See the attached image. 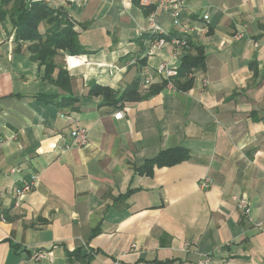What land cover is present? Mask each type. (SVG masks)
I'll use <instances>...</instances> for the list:
<instances>
[{
  "label": "crops",
  "instance_id": "1",
  "mask_svg": "<svg viewBox=\"0 0 264 264\" xmlns=\"http://www.w3.org/2000/svg\"><path fill=\"white\" fill-rule=\"evenodd\" d=\"M45 1L67 9L88 53L78 68L68 67L64 53L56 57L79 100L75 111L60 108L67 93L43 80L29 44L0 24V264L264 260V0H185L176 25L159 12L155 21L191 44L149 57L157 35L149 30L151 9L138 1ZM196 46L207 62L190 75L193 87L151 95L163 80L145 86L144 70L165 61L179 68ZM135 80L144 96L138 102L89 96L92 83L121 96ZM75 120L89 133L86 147L72 145ZM176 147L191 159L152 176L137 171ZM13 168L20 171L10 174ZM33 176L35 189L16 207L15 190ZM206 178L213 184L202 189ZM234 196L249 198L251 222ZM34 251L48 258L33 261Z\"/></svg>",
  "mask_w": 264,
  "mask_h": 264
},
{
  "label": "trees",
  "instance_id": "2",
  "mask_svg": "<svg viewBox=\"0 0 264 264\" xmlns=\"http://www.w3.org/2000/svg\"><path fill=\"white\" fill-rule=\"evenodd\" d=\"M152 11L153 8L149 14ZM0 24L11 26L14 39L18 44H29L28 51L31 59L38 62L40 68L44 69L43 80L67 93L61 98L58 106L60 108L70 107L72 111H75L74 105L79 100L72 95L71 76L67 69L56 63L55 59L61 53L66 56H81L87 54L88 51L81 44L76 25L71 20L67 9L54 7L45 0H0ZM42 27L45 29L44 32L41 31ZM188 43L191 44L190 41ZM194 50L195 54L189 53L182 58L178 68V76L174 84L180 91L190 90L194 85V79L190 75L206 68L207 56L204 47L196 46ZM56 71L58 73L55 76ZM165 87L166 82L163 81L162 85L155 86L150 93L151 95L159 93ZM139 91L140 80L133 81L121 96L109 87L92 83L89 96H102L113 104L138 102L144 98ZM53 100H55L53 97L45 99L47 102ZM255 115V112L251 113V117L257 120ZM190 159L191 153L188 149L176 147L164 150L155 158L147 160L137 171L141 175L152 176L156 168L173 167ZM73 254L79 256L78 251Z\"/></svg>",
  "mask_w": 264,
  "mask_h": 264
},
{
  "label": "built area",
  "instance_id": "3",
  "mask_svg": "<svg viewBox=\"0 0 264 264\" xmlns=\"http://www.w3.org/2000/svg\"><path fill=\"white\" fill-rule=\"evenodd\" d=\"M138 1L139 5L144 8H153V11L149 16V30L150 32L157 35V37L152 41L150 46L146 50V57L154 56L158 52L164 50L167 46H172L179 51H184L189 48V43L186 38L173 36L164 29L163 26L159 25L155 18L159 12H165L169 14L175 22V25L178 24V18L185 8L186 2L185 0H133ZM204 19H207V16H204ZM235 38L240 40L243 38V34H236ZM177 56V55H176ZM66 62L69 68H78L86 64L85 59L82 56H66ZM178 76V67L174 65L172 61H165L159 64L155 71H150L149 69L144 70V84L145 86L152 85L156 78H161L164 82H166L167 89L175 90L176 86L174 84L175 78ZM206 85L208 81L205 82ZM116 119L121 120L124 118L123 112H118L115 115ZM72 137V145L74 147L83 148L89 144V133L88 131L81 126L78 121H74V125L71 132ZM2 143L0 142V146ZM19 168H13L9 171L10 174H14L19 172ZM1 172V170H0ZM38 177L33 176V178L25 183L22 187L15 190V206L20 207L23 201V198L26 194L32 192L37 184ZM213 181L211 178H206L201 182L202 189H209ZM2 193L0 192V196ZM233 201L236 203L237 208L240 214L245 217L250 222L252 221V207L250 200L247 196H234ZM190 249V245L186 244L185 251L188 252ZM48 258V254L43 251H34L31 255V260L40 261L42 259ZM198 264H213L212 258L209 256H204ZM259 264H264V260H261Z\"/></svg>",
  "mask_w": 264,
  "mask_h": 264
},
{
  "label": "rangeland",
  "instance_id": "4",
  "mask_svg": "<svg viewBox=\"0 0 264 264\" xmlns=\"http://www.w3.org/2000/svg\"><path fill=\"white\" fill-rule=\"evenodd\" d=\"M179 37V36H178Z\"/></svg>",
  "mask_w": 264,
  "mask_h": 264
}]
</instances>
